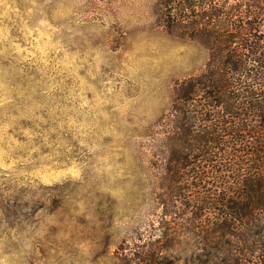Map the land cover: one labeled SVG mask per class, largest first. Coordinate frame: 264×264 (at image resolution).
I'll list each match as a JSON object with an SVG mask.
<instances>
[{"label":"rangeland","instance_id":"rangeland-1","mask_svg":"<svg viewBox=\"0 0 264 264\" xmlns=\"http://www.w3.org/2000/svg\"><path fill=\"white\" fill-rule=\"evenodd\" d=\"M175 13L222 21V0H0V264H231L164 186L176 84L214 55Z\"/></svg>","mask_w":264,"mask_h":264},{"label":"trees","instance_id":"trees-1","mask_svg":"<svg viewBox=\"0 0 264 264\" xmlns=\"http://www.w3.org/2000/svg\"><path fill=\"white\" fill-rule=\"evenodd\" d=\"M194 6L188 2L183 11ZM177 14L172 26L189 30L182 35L201 41L214 55L202 73L176 84L180 103L172 104L175 117L168 123L172 131L164 186L188 211L211 213L207 223L200 214L190 224L201 231L203 241L217 240L212 249L230 253L231 264L255 252L258 244L264 257V244L254 239L264 230V0H222V21L213 13L186 26ZM138 136L154 147L159 140L153 130ZM198 163L207 164L211 173ZM226 173L233 174L230 185ZM188 178L193 181L186 187L183 179ZM210 179L222 184V194L209 198L205 184ZM189 187L196 192L191 203L185 200Z\"/></svg>","mask_w":264,"mask_h":264}]
</instances>
